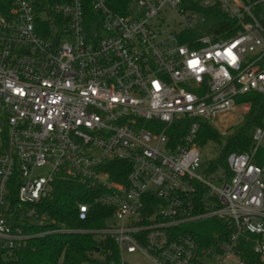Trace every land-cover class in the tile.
<instances>
[{"label": "built area", "instance_id": "built-area-1", "mask_svg": "<svg viewBox=\"0 0 264 264\" xmlns=\"http://www.w3.org/2000/svg\"><path fill=\"white\" fill-rule=\"evenodd\" d=\"M119 3L124 13L107 0H0V247L13 259L47 233L22 223L47 220L37 203L69 179L92 194L79 219L106 209L96 232L120 256L246 264L249 243L264 263V125L213 171L197 143L202 121L219 132L242 95L264 94V0ZM216 12L233 35L212 31ZM208 219L222 228L202 246L190 225Z\"/></svg>", "mask_w": 264, "mask_h": 264}, {"label": "trees", "instance_id": "trees-1", "mask_svg": "<svg viewBox=\"0 0 264 264\" xmlns=\"http://www.w3.org/2000/svg\"><path fill=\"white\" fill-rule=\"evenodd\" d=\"M107 1L114 10L124 13V7L119 3L121 0ZM88 9L87 7V11ZM215 14H218L217 17L221 18L222 22L211 24L212 31L224 30L226 32L224 36L233 35L235 33L233 26L237 22H225L223 15L217 12ZM238 102L249 103L244 114V123L223 142L220 141L221 134L217 129L207 121L201 122L197 143L200 145L210 139L220 142L218 155L209 163L208 171L215 170L218 165L227 167V157L230 153L248 151L253 145L254 130L264 125V94L248 92L242 95ZM174 132L176 130L171 129L169 134L173 135ZM179 133L181 132L175 133L173 137L179 139L181 136ZM257 151L254 161L262 164L264 152ZM91 196L87 187L78 180H56L51 197L39 201L36 205L37 210L45 213L48 219L35 224L22 223L26 232L47 233L29 238L25 245L13 251V259H9L7 251L0 247V264H84L90 260H99L100 264H118L120 255L114 242L96 232V229L105 223L106 209L96 204L92 206L85 219L78 217V203L90 201ZM203 223H199L200 228L193 231H196L197 240L205 246L214 236ZM213 223L218 229L222 228L219 221L214 220ZM241 257L246 264H264L249 243L243 246Z\"/></svg>", "mask_w": 264, "mask_h": 264}, {"label": "rangeland", "instance_id": "rangeland-1", "mask_svg": "<svg viewBox=\"0 0 264 264\" xmlns=\"http://www.w3.org/2000/svg\"><path fill=\"white\" fill-rule=\"evenodd\" d=\"M171 28V25H169ZM249 103L245 102L238 106V109L232 115H226L221 117L222 120L217 119L218 123L216 127L218 128L219 132L221 133L220 141H224L228 138L230 134H233L239 127H241L244 123L243 119L241 118V111L242 113L246 114L248 110ZM224 132V133H223ZM218 140H207L205 143L198 145L199 153H200V160H201V167H207V165L212 161L215 160L218 155L219 144ZM258 153L264 152V136L259 143ZM222 170L219 169L218 173ZM47 169L46 167L38 168L36 170V174L43 175L46 174ZM217 183V182H215ZM203 223V222H201ZM203 225L208 228L211 232L212 236H215L219 229L213 223V220L208 219L205 220ZM192 228L198 230L200 228L199 223H191L190 225ZM215 260L217 255H215ZM98 257V256H95ZM84 264H100L99 260L96 261H87ZM118 264H149L148 259L139 251L135 253H123L122 256H119ZM205 264H216L214 258L206 259Z\"/></svg>", "mask_w": 264, "mask_h": 264}, {"label": "water", "instance_id": "water-1", "mask_svg": "<svg viewBox=\"0 0 264 264\" xmlns=\"http://www.w3.org/2000/svg\"><path fill=\"white\" fill-rule=\"evenodd\" d=\"M263 22H264V19H263Z\"/></svg>", "mask_w": 264, "mask_h": 264}]
</instances>
